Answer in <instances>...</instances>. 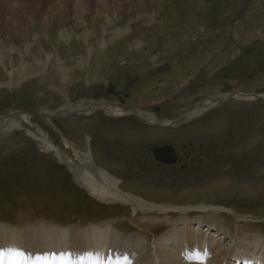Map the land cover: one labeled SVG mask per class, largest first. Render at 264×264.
Instances as JSON below:
<instances>
[{"label":"rangeland","instance_id":"1","mask_svg":"<svg viewBox=\"0 0 264 264\" xmlns=\"http://www.w3.org/2000/svg\"><path fill=\"white\" fill-rule=\"evenodd\" d=\"M260 96L264 0H0V237L23 234L35 248L36 231L61 233L66 255L73 225L98 238L96 253L108 234L119 246L129 235L148 244L176 228L179 210L135 212L94 199L66 160L82 163L85 153L121 192L189 207L186 218H200L202 230L209 221L229 230L226 242L264 238ZM210 99L213 106L160 125ZM88 100L124 111L56 114ZM162 147L177 152L167 164L153 160ZM15 243L3 264L24 254Z\"/></svg>","mask_w":264,"mask_h":264},{"label":"bare ground","instance_id":"2","mask_svg":"<svg viewBox=\"0 0 264 264\" xmlns=\"http://www.w3.org/2000/svg\"><path fill=\"white\" fill-rule=\"evenodd\" d=\"M94 101L88 100L90 103L84 101L74 106H67L66 104L65 108L63 107L56 114L65 113L67 110L88 113L98 107L114 116L116 113H123L124 111L123 109L118 110L119 107L116 104ZM215 101L214 99L205 100L191 107L178 121H164L160 122V125L173 123L176 125L181 120H186L192 115L213 106ZM132 112L136 113L137 115H135L140 120L156 121L149 112L141 110H132ZM13 114L15 112H12L11 115L14 116ZM3 121L5 123V120ZM37 136L47 141L42 133L39 132ZM46 143L48 146L53 147L50 141ZM55 151L58 155H61L58 148ZM161 154L170 157V152L167 149ZM80 156L83 158L82 163L74 164L68 157H66V160H68L66 162L70 170L74 172L75 181L85 188L94 199L130 204L135 212L179 210L178 219L175 220L176 222L173 221L176 224V228L165 230L154 242L148 244L140 242L142 241L141 238L129 235L125 240L126 245L122 243L119 246L118 240L113 235L108 234V236H105L106 238H103L104 243L102 244V248L104 247L106 253L104 249L96 253L94 251V242L98 238H95L93 232L87 231V229L80 231L76 225L66 228L69 232L66 255L62 253L60 244L61 233L56 234L53 231H49L50 234L46 239L43 238L44 235L41 231H36L37 234H40L38 240L40 247L36 245L35 248L23 234H15L13 239L0 237V264H3V259L5 258L3 254L4 248L10 249L12 241L16 242L14 245L22 248L24 253L20 258L18 257L17 264H264V238L260 235L243 234L233 243L226 242L225 237L230 236L229 230L227 232L221 228L216 229L217 231L213 230V221H209L207 228L202 230V220L200 218L195 219V224L192 223V220L186 218L189 207L177 209L165 205L159 206L121 192L117 185L118 180L103 169L97 168L91 161L90 155L86 157L85 153H80ZM100 175L103 176L99 177ZM197 208L204 212L209 210L216 212L220 209L208 208L205 205H199ZM59 230L60 232L64 231V229ZM85 233L87 234L84 235ZM32 251H35L34 255ZM100 253L101 255H99ZM12 259H16L15 255L12 256ZM153 259L156 261L153 262Z\"/></svg>","mask_w":264,"mask_h":264},{"label":"flooded vegetation","instance_id":"3","mask_svg":"<svg viewBox=\"0 0 264 264\" xmlns=\"http://www.w3.org/2000/svg\"><path fill=\"white\" fill-rule=\"evenodd\" d=\"M108 92L109 93H112V94H116V92L117 91H115V90H109L108 89ZM108 102V101H107ZM119 102H121V98L119 97ZM113 104V103H112ZM115 104H117V106L119 105V103H115ZM119 107V106H118ZM164 144H168L169 146H171L172 148L174 147V146H172V145H170V143L169 142H167V143H164ZM163 145V144H162ZM153 151V149L151 148V151L150 152H152ZM177 152H175V149H173V152H172V157L176 154ZM154 156V155H153ZM156 158H160L161 160H162V162L161 161H159V160H157ZM153 157V160L154 161H156V162H159V163H162V164H167V162L165 163V160H166V156H160V157ZM168 158V157H167ZM170 158V157H169ZM220 168H218V170H219Z\"/></svg>","mask_w":264,"mask_h":264},{"label":"water","instance_id":"4","mask_svg":"<svg viewBox=\"0 0 264 264\" xmlns=\"http://www.w3.org/2000/svg\"><path fill=\"white\" fill-rule=\"evenodd\" d=\"M254 96H255V94H254ZM256 97H258V96H256ZM260 97H262V96H260ZM263 98V97H262ZM132 111V110H131ZM133 111H134V109H133ZM9 115H11V113L9 114ZM167 149V151H169L170 152V158L168 157H166V160L165 161H171V160H173V157H172V152H173V149L171 148V147H162V148H160V149H156L155 150V156L156 157H160L162 154H161V152H163V151H165ZM163 156V155H162ZM175 156V155H174Z\"/></svg>","mask_w":264,"mask_h":264},{"label":"trees","instance_id":"5","mask_svg":"<svg viewBox=\"0 0 264 264\" xmlns=\"http://www.w3.org/2000/svg\"><path fill=\"white\" fill-rule=\"evenodd\" d=\"M4 222H7V221H4Z\"/></svg>","mask_w":264,"mask_h":264}]
</instances>
